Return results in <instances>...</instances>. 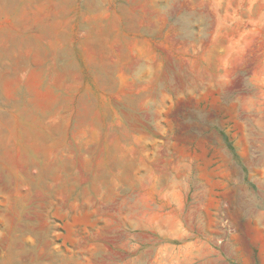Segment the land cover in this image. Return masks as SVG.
<instances>
[{
	"label": "rangeland",
	"instance_id": "obj_1",
	"mask_svg": "<svg viewBox=\"0 0 264 264\" xmlns=\"http://www.w3.org/2000/svg\"><path fill=\"white\" fill-rule=\"evenodd\" d=\"M0 264H264V0H0Z\"/></svg>",
	"mask_w": 264,
	"mask_h": 264
},
{
	"label": "crops",
	"instance_id": "obj_2",
	"mask_svg": "<svg viewBox=\"0 0 264 264\" xmlns=\"http://www.w3.org/2000/svg\"><path fill=\"white\" fill-rule=\"evenodd\" d=\"M51 185V184H50ZM49 188H51L50 186H49Z\"/></svg>",
	"mask_w": 264,
	"mask_h": 264
}]
</instances>
